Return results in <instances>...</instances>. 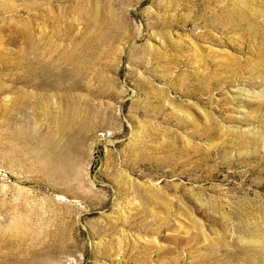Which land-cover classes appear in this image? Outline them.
Segmentation results:
<instances>
[{
    "label": "rangeland",
    "instance_id": "1",
    "mask_svg": "<svg viewBox=\"0 0 264 264\" xmlns=\"http://www.w3.org/2000/svg\"><path fill=\"white\" fill-rule=\"evenodd\" d=\"M0 264H264V0H0Z\"/></svg>",
    "mask_w": 264,
    "mask_h": 264
},
{
    "label": "bare ground",
    "instance_id": "2",
    "mask_svg": "<svg viewBox=\"0 0 264 264\" xmlns=\"http://www.w3.org/2000/svg\"><path fill=\"white\" fill-rule=\"evenodd\" d=\"M81 8V6L79 7V9ZM78 9V10H79ZM80 13V12H79ZM87 13V12H86ZM97 25V24H96ZM102 25V24H101ZM95 27V26H94ZM97 28V27H96ZM99 28V27H98ZM103 28V27H102ZM102 28H100V29H102ZM96 31V30H95ZM99 32V31H98ZM10 116H12V114L10 115ZM12 118V117H11ZM8 120H10L11 121V119L9 118ZM18 122V121H17ZM7 123V122H6ZM5 124V123H4ZM19 125V124H18ZM9 126V125H8ZM15 126V125H14ZM17 126V125H16ZM9 127H7V129H8ZM18 128V127H17ZM19 129V128H18ZM11 130V129H10ZM14 130V129H13ZM12 131V130H11ZM18 132V131H17ZM20 132V131H19ZM15 134V133H14ZM19 136V135H18ZM16 138H17V135H16Z\"/></svg>",
    "mask_w": 264,
    "mask_h": 264
}]
</instances>
